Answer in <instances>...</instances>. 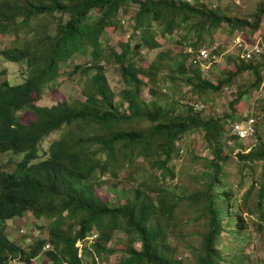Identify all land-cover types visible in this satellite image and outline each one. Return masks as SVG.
Returning <instances> with one entry per match:
<instances>
[{"label":"trees","instance_id":"trees-1","mask_svg":"<svg viewBox=\"0 0 264 264\" xmlns=\"http://www.w3.org/2000/svg\"><path fill=\"white\" fill-rule=\"evenodd\" d=\"M263 11V1L244 19L210 0H0V60L28 68L19 83L0 79V155H20L18 161L9 159L11 170L0 163V264H34L41 255L50 264H97L114 251L121 252L116 264H255L247 246L253 234H264V106L245 114L242 104L260 89L264 52H256L254 62L240 52L229 55L232 67L214 80L203 76L200 65L215 64L231 44L216 42L215 32L244 30L255 37ZM125 23L131 34L119 51L105 48L106 29ZM157 34L166 40L179 35L175 46L186 50L176 60L168 51L159 52L143 68L135 59L141 47L161 46ZM6 35L17 42L7 47ZM214 43L215 57L200 59L199 50ZM85 56L89 61L69 66ZM105 60L119 65V92L108 83ZM89 70L94 72L83 85V100L36 104L66 73ZM246 70L251 79L237 86L226 112L206 114V98L219 96ZM165 81L188 86L187 95L178 88L181 110L174 100L160 102L156 87ZM146 85L152 95L148 100L141 96ZM191 102L204 108L195 110ZM22 113L34 118L24 121ZM249 117L253 132L240 138L233 124ZM196 134L207 146L204 167L210 170L191 175L201 188L177 193L169 187L175 179L173 161L183 152V139ZM232 160L239 167V185L251 179L240 202L226 182L225 166ZM145 165L152 171L138 181ZM105 176L135 185L118 190L117 183L109 185L112 199L98 191ZM178 209L184 215L192 211L187 222L199 223L202 230L176 231L183 221ZM27 212L44 219L40 228L46 230L38 238L26 236L29 243L11 240L8 221ZM174 236L185 242L189 258L176 255ZM114 239L116 245L107 246Z\"/></svg>","mask_w":264,"mask_h":264},{"label":"rangeland","instance_id":"rangeland-1","mask_svg":"<svg viewBox=\"0 0 264 264\" xmlns=\"http://www.w3.org/2000/svg\"><path fill=\"white\" fill-rule=\"evenodd\" d=\"M213 3V6H215L217 3H219L221 6H228L229 15L238 16L244 19H248L250 14L256 10V5L264 0H210ZM133 11V10H132ZM131 11V12H132ZM123 27L119 29H112L108 28L106 29V32L104 34L105 39V48H108V46L114 47L115 50L119 51V44L121 42H124L128 39L129 34H131V30L127 28L128 23L122 24ZM25 34V33H22ZM248 36L244 30L243 31H235L232 35L228 34V30L225 28H220L217 32L213 34V37L216 42H220L222 44H229L232 43L234 38H241L248 42V44L255 43L257 41L263 42L264 41V11H263V17L262 21L259 27L258 32L256 35ZM28 39L31 37V34L27 36ZM179 35L174 34L171 36L169 40L164 39L160 35H156V40L161 44L160 47L149 50L144 47H141L139 56L135 59L140 60L138 64L142 65L143 68L148 66L151 62L156 60L157 55L159 52H167V55L171 57L173 60L178 59V52L184 51L185 46H175V41L177 39H180ZM133 40H138V38L134 35ZM5 41L7 47L13 46L17 41H13V38L11 35L5 36ZM170 41V42H169ZM185 45V44H184ZM229 50L226 49L223 51L219 57L217 58L215 64L211 65H205L202 63L201 68L203 71V76L207 79L214 80L215 78L221 77L227 68L229 69L232 67L228 64V57L231 54L238 53V50L231 49L230 46H228ZM107 50V49H105ZM90 56H85L83 58H75L71 60V63L69 66H73L76 64V62L85 63L86 61H89ZM251 61H256L257 58L253 57L250 59ZM162 64L166 63L169 64L170 60H161ZM105 75L108 80L109 85L115 92H119L123 87V81L122 76L120 74L119 65L115 64L113 61L107 62L106 60L103 62ZM66 68V67H65ZM70 68V67H69ZM94 72V70H89L86 74H81L80 72H75L71 75H68L67 73L57 79L55 81V87L56 89L54 91L46 89L44 92L43 97L36 102L39 106H51L55 104L59 100H74L75 98H78L80 100L84 99V93H83V85L87 83L89 76ZM28 74V68H26L25 64L0 60V79H7L11 84H16L21 82ZM263 80L260 85V89L253 92L252 96H250L247 100H245L242 104V110L245 114H248V112H258L260 105L264 106V69H263ZM145 76V75H144ZM161 77V76H160ZM144 80H146V77H143ZM251 79V71L246 70L242 74L241 77H236L235 81L230 84L228 87L222 91V93L219 96L206 98L208 99L207 105H206V111L205 113L213 114L217 116H221V114L225 113L227 110L226 101L230 100L232 98L233 92H235L237 86L244 83V81H247ZM178 88H181L183 92L187 95L189 92V88L187 85L183 83H174L171 84L168 81L159 83V86L156 87L157 93H161V97L159 98L161 101H166L167 98L168 101L173 102L176 101L179 109L181 110L182 107L180 106L179 99H181V95L179 94ZM163 94H168L167 97ZM159 95V94H158ZM141 96L148 100L152 97V95L148 92V86H144V88L141 91ZM259 104V105H258ZM264 114V112H263ZM22 116L24 117V121H28L34 118V116L31 113H22ZM261 132V131H260ZM262 138L264 139V131L260 133ZM57 134L50 135L49 138H47L42 143V148L46 149L50 138L56 137ZM231 145V143H228ZM183 152L181 156L174 160L173 163L175 164V179L172 181L171 184H169V187H171V190L176 191L177 193H180L182 189H187L188 191L199 189L201 188V182L197 178L191 177V175L194 173V171H202V170H210L208 168L204 167V158L209 157V152L207 150V146L205 142L203 141L201 135H191L189 137H185L183 139L182 143ZM9 159H13V161H18L20 159V155H14L12 153H6L0 155V163L5 164L7 168L10 170L14 167V165L8 164ZM141 159L138 160V164H141ZM227 171V179L226 182L231 186L232 189L235 190L237 197L240 202V198L242 195L246 192L249 185L251 184L250 178H245L241 185H239L240 181V174L238 172L239 167L236 165V162L234 160L228 162L225 166ZM261 167L258 168L257 173L259 172ZM152 170L148 168L147 165L142 166L139 174L136 176L137 180L140 181L143 178L148 176V173H150ZM104 183L102 184V187L98 189L99 193L102 195L109 196V198L114 199L115 193L110 191L109 185L113 183H117L116 189H120L122 186H125L126 189H131L135 183H130L128 180L123 178H112L111 176H105L103 178ZM110 191V192H109ZM178 214L180 215L182 222L181 225L177 226L176 231L181 230L182 233H194L196 231L202 230L199 223L197 222H187V218L193 217L194 214L192 211H189L186 215L179 212V209L177 210ZM191 213V214H190ZM244 217L246 216L243 214ZM44 219L42 218H36L31 213L27 212L22 217H16L10 221H8L6 226V232L8 237L13 241H18L21 239H25L27 236L28 239L31 238H38L43 235L44 230H46L44 227L40 226L42 223H44ZM187 222V223H185ZM44 228V229H43ZM115 237H120V232H115ZM18 239V240H17ZM191 240H189L190 242ZM22 243H29L30 240H22ZM194 242V240H192ZM172 245H176L178 247L176 255L187 257L189 258L191 256V252L189 248H187L184 245V241L173 237L171 240ZM191 243V242H190ZM116 241L115 239L108 242L107 246H115ZM247 250L249 254L251 255V260H253V263L255 264H264V234H253L252 241L247 246ZM121 252L120 251H114L110 256H108V259L105 261L96 260L97 264H116L117 259L119 258ZM104 262V263H103ZM9 264H15L14 261H11ZM34 264H50L49 262H46V258H44L43 255H41Z\"/></svg>","mask_w":264,"mask_h":264},{"label":"built area","instance_id":"built-area-1","mask_svg":"<svg viewBox=\"0 0 264 264\" xmlns=\"http://www.w3.org/2000/svg\"><path fill=\"white\" fill-rule=\"evenodd\" d=\"M218 46V43H214L210 45L207 49H200L198 57L200 59H207L211 55L212 57H215L213 54V51H216ZM230 48L234 50H238L240 52L239 56L244 59H251L253 58L257 53H263L264 52V41L260 42L257 41L255 43L248 44L245 40L237 37L234 38L232 43L230 44ZM229 50V48H228ZM257 52V53H256ZM227 89V88H226ZM195 110H202L204 108L203 104L200 103H190ZM254 129V118L249 117L245 123H235L232 127V132L236 134L238 137L243 138L247 137L253 132Z\"/></svg>","mask_w":264,"mask_h":264}]
</instances>
